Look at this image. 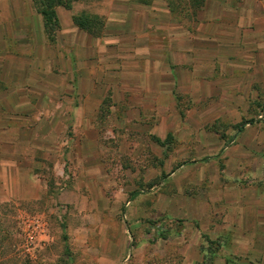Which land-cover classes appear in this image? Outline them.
Listing matches in <instances>:
<instances>
[{"label": "rangeland", "instance_id": "rangeland-1", "mask_svg": "<svg viewBox=\"0 0 264 264\" xmlns=\"http://www.w3.org/2000/svg\"><path fill=\"white\" fill-rule=\"evenodd\" d=\"M137 2L79 1L102 15ZM221 65L204 67L198 91L166 75L171 89L145 102L116 92L88 133L67 132L15 173L0 161V264H264L242 250L245 230L264 229V96Z\"/></svg>", "mask_w": 264, "mask_h": 264}, {"label": "crops", "instance_id": "crops-1", "mask_svg": "<svg viewBox=\"0 0 264 264\" xmlns=\"http://www.w3.org/2000/svg\"><path fill=\"white\" fill-rule=\"evenodd\" d=\"M5 1L0 7V161L13 173L21 169L19 160L37 162L30 155L44 154L46 144L58 143L67 132L93 130L94 114L116 92L123 101L133 94L145 102L156 89L170 90L166 75L190 82L185 92L198 91L211 78L204 67L215 72L216 64L229 65L246 74L257 97L264 96V0H137L105 15L73 0L69 6L54 5L57 25L50 35L35 0H22L18 9ZM83 14L97 20L78 26L74 18ZM35 168L27 175H36ZM35 184L17 185L26 192ZM241 233L234 231V238ZM243 238L252 241L243 254L264 256V244L255 242L264 241L263 228L245 230Z\"/></svg>", "mask_w": 264, "mask_h": 264}, {"label": "trees", "instance_id": "trees-1", "mask_svg": "<svg viewBox=\"0 0 264 264\" xmlns=\"http://www.w3.org/2000/svg\"><path fill=\"white\" fill-rule=\"evenodd\" d=\"M71 1L73 0H37L36 4L37 5L41 4V7L37 6V9L43 17L44 26L46 31L49 33V35L52 33V31L55 29L57 25L56 13L53 8L54 5L63 4L65 6H69ZM95 19H97V17L94 15L92 16V15L83 14L81 16L75 17L74 21L78 26L86 28L93 25Z\"/></svg>", "mask_w": 264, "mask_h": 264}]
</instances>
